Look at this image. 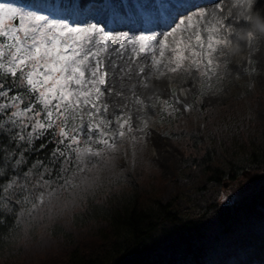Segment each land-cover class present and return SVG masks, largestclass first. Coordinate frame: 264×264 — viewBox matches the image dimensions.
Wrapping results in <instances>:
<instances>
[{"label": "trees", "instance_id": "obj_1", "mask_svg": "<svg viewBox=\"0 0 264 264\" xmlns=\"http://www.w3.org/2000/svg\"><path fill=\"white\" fill-rule=\"evenodd\" d=\"M242 100L231 101L239 111L200 103L182 117L157 106L155 125L182 151L177 180L200 174L165 200L159 171L139 161L144 148L130 136L121 146L129 167L101 177L91 165L110 150L100 145L82 162L68 132L22 140L16 126L0 128V264H224L237 240L264 234V120ZM241 176L232 200L208 195Z\"/></svg>", "mask_w": 264, "mask_h": 264}, {"label": "rangeland", "instance_id": "obj_2", "mask_svg": "<svg viewBox=\"0 0 264 264\" xmlns=\"http://www.w3.org/2000/svg\"><path fill=\"white\" fill-rule=\"evenodd\" d=\"M88 1L90 0H0V3L16 8L22 13L46 15L49 19L66 23L70 27H86L89 24H96L103 27L112 38L120 36L117 37L120 41L124 35L130 34L128 28L121 27V25H111L106 21V16L102 13L110 7V0H94L95 5L91 7H87ZM121 1L129 10L130 0H119V3ZM180 1L176 0L177 4H180ZM102 3L106 4L105 8L99 9L98 5L102 6ZM131 3L136 8V16L139 14L142 17L140 21L143 22L141 29L134 36L154 34L158 40H161L167 32L179 27L180 20H185L188 16L194 14V10H192L190 12L181 11L177 15L170 16V12H168L170 8L159 6L160 0H131ZM157 10L160 15L154 21L152 11ZM168 22L171 23L167 24ZM213 24L220 27L219 35L228 39L229 43L221 46L215 54L219 69L212 71L207 79L202 78L200 73L195 70L185 71L181 69L177 73H172L168 71L167 67H153L150 54L135 56L143 57L146 64L144 66L147 69L152 68L164 78L163 89L155 96L144 97L140 91L139 96L135 98L133 94L135 92H132L125 100L124 95L127 91L124 89L121 90L124 93L123 96L115 95L117 91L110 87L109 82L113 77L112 74L114 72L117 74L119 71L121 63H115V67L112 65L114 68L112 71L105 54L104 70L108 73V76L107 83L103 86L105 94L101 97L100 106L106 105L107 111L103 115L90 117L87 110H80L78 116L73 114L72 122L67 131L79 140L78 144L82 149L80 153L82 162L85 159L83 158L85 153L88 155L95 153L98 151L99 145L110 150V154L106 157H99V167H95L92 163V171L102 168L97 173H101V177H106L121 173L122 168L129 167L131 157L127 158L125 153L121 152V149H123L121 146L125 143V139L130 136L133 143L137 141L139 142L138 146L144 148V154H142L139 161H150L159 171L164 186L163 192L159 193H164L163 200H165L168 194L178 188L186 190L193 178L200 180L193 172L200 174L198 169L192 170L190 182L187 179L177 180L176 172L182 151L177 142L166 135L161 127L155 125L154 116L158 105L166 103L168 110L177 111L182 117L189 111L195 110L200 103L213 107L227 103V106L239 111L242 107L241 103L237 104L231 101L242 98L245 110L253 114L259 121L264 120V104L260 99V95L264 96V62L261 65L258 59L245 58L243 53L233 52L238 43L245 40L251 41L252 31L244 32L235 39L232 24L228 23L227 26H220V23ZM203 25L202 27H204ZM250 33L251 39L249 38ZM189 34L188 32L178 34L177 38L182 35L186 39ZM204 35H207V33L205 32ZM111 48L113 46H110L109 50ZM127 55L133 57L131 50ZM157 58L159 57L157 56ZM170 58V53L166 50L163 58L164 63L167 64ZM189 67L190 65H185V68ZM129 73L127 76L124 75L123 78H119V82L126 85L127 88L133 83L135 86L145 84L150 76L154 77L153 75H155L152 73L146 77L147 81L141 82L139 75L137 77L133 75L136 72H131V76ZM193 122L194 129L202 133L201 115L197 114L193 118ZM96 125H99V127H95ZM122 125L125 126L122 127ZM121 132H123V135H121ZM84 165L82 164L81 167ZM83 171L84 169H81L76 173H82ZM133 171L135 172V170ZM74 176L75 174L72 172L71 177ZM246 181L247 178L245 179L242 176L235 181H226L219 186L210 187L208 195L227 202L236 196L235 187H231L236 186L238 182L244 185ZM78 184L80 183L78 182ZM239 240L232 245V252L228 253L224 264H252L249 263L250 260H247V262L242 261L252 251H264V234L259 235L256 232H251Z\"/></svg>", "mask_w": 264, "mask_h": 264}, {"label": "snow or ice", "instance_id": "obj_3", "mask_svg": "<svg viewBox=\"0 0 264 264\" xmlns=\"http://www.w3.org/2000/svg\"><path fill=\"white\" fill-rule=\"evenodd\" d=\"M208 15L195 11L161 40L154 34L124 35L114 50L123 54L130 49L133 57L150 54L153 67H167L172 73L195 70L207 79L219 69L215 54L229 43L219 35L217 24L202 27ZM229 21L218 23L227 26ZM186 32L190 33L186 39L177 38ZM111 39L96 24L70 27L46 15L22 13L0 3V128L16 126L22 140L48 132L67 139L73 114L78 116L80 110H87L90 117L105 114L107 106H100V100L107 83L104 57ZM166 50L171 56L167 64L163 60ZM186 64L190 67L185 68Z\"/></svg>", "mask_w": 264, "mask_h": 264}, {"label": "bare ground", "instance_id": "obj_4", "mask_svg": "<svg viewBox=\"0 0 264 264\" xmlns=\"http://www.w3.org/2000/svg\"><path fill=\"white\" fill-rule=\"evenodd\" d=\"M111 5L106 11L102 14L106 16V21L111 25H121V27L128 28L130 31L128 36H134L141 29V25L143 24L142 17L139 14L136 16V8L130 2L129 10L126 8V5L119 3V0H110ZM241 4L244 7H241ZM106 4L102 3V6H98L99 9L105 8ZM159 6L163 8H170L168 12H170V16L177 15L181 13V11H206L209 13L207 19L202 22L204 27H207L209 24L229 21V24L233 25V37L237 39L242 33L252 31V39L251 41L245 40L244 42L238 43V45L233 50L234 53H243L245 58H255L260 61L261 65L264 62V4H257V0H220L217 4L216 0H181L180 4H177L176 0H160ZM222 9V10H221ZM244 12L241 15V12ZM160 12L152 11L153 20L156 21L159 17ZM215 15V19L213 16ZM187 17V16H185ZM168 22L167 24H170ZM109 26V25H108ZM119 27V26H117ZM120 36H114L110 41V46H113L108 53H106V58L109 62L110 69L113 71L114 68L112 65L115 63H121L120 69L117 74L114 72L111 78L110 87L115 89L117 93L115 95L123 96L124 93L121 92L124 89L126 94L124 95V99L129 96V93L135 92L134 97L137 98L139 96V92L141 91L144 97H151L157 95L163 89L164 78L161 75L154 71L152 68L147 69L144 58L143 57H129L127 53L130 51L126 50L123 54H119L115 52V46L120 42V39H117ZM109 46V47H110ZM238 58V57H237ZM143 68L144 71L141 73L139 70ZM130 72V73H129ZM131 72H136L133 74L134 76L139 75V80L141 82L147 81L146 77L150 76V74L154 77L150 76L148 81L145 84H135L133 83L128 88L126 85L119 82V78H123L124 75L131 76ZM167 82V81H166ZM123 99V100H124ZM126 100V99H125ZM264 250V249H263ZM247 260L252 264H264V251H252L247 255L246 259L242 262H247Z\"/></svg>", "mask_w": 264, "mask_h": 264}]
</instances>
